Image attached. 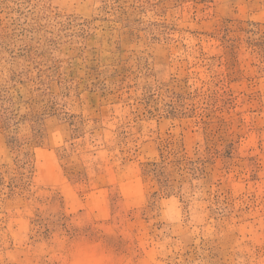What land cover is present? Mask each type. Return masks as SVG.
Masks as SVG:
<instances>
[{
    "label": "rangeland",
    "instance_id": "obj_1",
    "mask_svg": "<svg viewBox=\"0 0 264 264\" xmlns=\"http://www.w3.org/2000/svg\"><path fill=\"white\" fill-rule=\"evenodd\" d=\"M0 264H264V0H0Z\"/></svg>",
    "mask_w": 264,
    "mask_h": 264
}]
</instances>
